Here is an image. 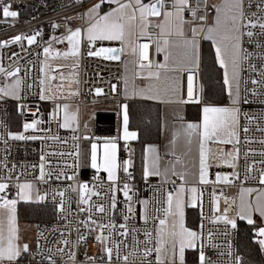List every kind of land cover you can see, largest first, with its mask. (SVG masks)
Instances as JSON below:
<instances>
[{
  "label": "snow or ice",
  "instance_id": "1",
  "mask_svg": "<svg viewBox=\"0 0 264 264\" xmlns=\"http://www.w3.org/2000/svg\"><path fill=\"white\" fill-rule=\"evenodd\" d=\"M73 4L83 6L84 0H72ZM172 10H166L165 0H97L92 3L83 13H79L78 17L84 23L81 26L73 27V17H65L64 32L61 35H53L41 52L36 53L38 57H42L39 62V72L33 75L36 64L31 60H27L28 67H22L18 61L22 59L19 53L12 52L8 56L11 62L8 66L3 63L0 57V103H4L11 99L17 102V111L21 116L30 114L33 119L24 121L22 131L12 132L2 130L7 126L0 120V144L4 147L3 155H0V264H40L37 261V255L41 260H47L48 264H58L55 258L56 254L63 255L65 248L69 245L68 239L58 242L55 253L52 248L47 249V255L39 252L40 244L37 241L36 251L30 247L28 243L21 242L20 227L17 219V204L20 201L27 203L44 202L49 198L50 192L45 190L42 194L37 187V182L49 185V181L55 179L57 181L66 178L70 181L77 179V174L69 175L64 171H54L53 161L49 160V156H71L75 163L65 161L63 167H80L81 151L79 141L81 138L90 140V152L87 154L90 159V167L96 170L95 180L99 181V173L101 171L107 173L108 191L101 193L97 189L103 187L102 183L90 186L87 182H77L75 185L69 184L67 189H61L59 186L51 188V199L55 202V207L61 218L67 221V224L78 223L80 227L72 228V232L77 234V240L73 244V248L80 244H85L88 235L81 232V228L86 230L88 234L96 233L94 239L98 242L101 255L99 258L86 255L88 264H186V250H195L197 255V264H217L205 253V248H219L218 243H213V238L217 235L212 231L205 234L204 231V212H203V191L202 185H234L236 181L241 179L240 173L235 171L237 161L240 158L241 144L240 132L247 134L250 129L248 127L241 128V107L240 105L251 103L248 99L249 95L259 97L260 103L264 104V0H259L255 4H247V8H256L255 12L246 11V0H224L222 6H214L216 8L215 26L207 29L204 39L212 41L215 49V60L219 67L223 70V90L227 94L228 104L218 105L207 102L204 92V86L200 83V53L197 36L199 32L196 28L191 29V38H185L183 24V12L189 7L188 0H171ZM108 5L109 10L103 11V6ZM20 13L12 10V4L4 3L0 0V23L8 22V19H18ZM194 15V13H193ZM163 17V21L155 25H151L150 18ZM175 19L176 28L175 35L183 38V55L181 59H171V53H166L164 62H153L149 58V43L140 45L132 40L135 35L134 27L139 26L140 35H146L149 26L160 29V35H172L171 21ZM206 19L201 17V20ZM53 28L59 29L60 24L54 23ZM203 31V29H201ZM42 36V30H37L33 34L28 35L21 33L15 35L8 40H0V49L10 48L11 45L19 44L25 52L31 46H40L37 39ZM244 37H247V43L253 44L256 51H249L243 46ZM27 48L24 47V42ZM119 41L121 47H97L98 42ZM159 44V42H157ZM66 44V50H61L54 45ZM165 47L157 46L156 52H165L170 44L168 39L163 40ZM82 48H87V56L99 57L104 60L119 61L121 54L126 49L131 48L134 55L137 56L138 65L141 69H149L147 76L144 77L149 81H160L162 71L164 70V87L163 93L167 97H161V90L149 85L147 91L140 90L137 95L144 99L158 100L165 104L178 105H197L200 108V119L197 122H187L180 126L181 131L173 133L172 139L169 141L170 150L164 153V156H172L173 159L165 161L159 149L155 145H147L144 150L142 163V178L147 181L150 177H160L164 184L170 183L172 190L165 189V199L163 208L160 207L161 201L159 194L156 197V208L151 214L154 220L153 230H143L144 240L138 237L141 231L130 222L133 219V205L138 203L143 206L144 212L141 216L144 224L149 222V201L139 200L137 193L133 190V185L128 181L134 179L133 173L129 171L134 166L132 159V149L128 142L138 139V132L129 129V113L128 105L122 104L121 107V126L120 135L111 138H104L102 143H98L100 138L92 140L91 137L85 135L83 137L74 135L72 140L74 151L65 152L53 148H49L47 152L41 149L38 164H18L10 161L11 141H51L54 143L68 144V140H62L59 135L50 134L51 129L43 127L46 124L55 122L60 129H70L74 133L79 131V109L73 110L72 106L67 102L69 98L78 96L79 89L73 88V85H79V68ZM253 57L257 62H253ZM72 60L71 65L55 64L52 61ZM71 69L70 75L66 76L63 68ZM152 69H155L154 71ZM251 70L253 75L244 78L242 73ZM24 73L22 76L21 73ZM67 82V83H66ZM249 84L252 87H249ZM127 95V81H125ZM243 86V87H242ZM65 88L67 91L65 92ZM35 90V91H34ZM113 92L116 91V85H112ZM95 95H103V89L96 88ZM27 97L35 96L39 102H52V109L47 119L44 118L40 104H30ZM183 120V117H177ZM245 119L251 123L259 121L261 117L247 116ZM86 127V126H85ZM257 131L264 132V128L257 127ZM40 133H44L41 135ZM182 135L187 152L191 153L193 144L196 145L198 151V165L196 173H190L183 160L176 153V144L179 136ZM125 142V149L129 152V158L118 161V149L120 141ZM246 143H259L264 145V139L255 140L254 138H245ZM223 145H231L232 150L227 151L220 147ZM213 146H216L213 148ZM250 155L264 156V149L257 152L255 149H248L244 152L245 158ZM261 167L258 170V182L264 185V159L253 160L248 163L246 168L247 176H251L256 170V165ZM177 165H181L183 170H178ZM228 167L234 169L231 173L215 174V180L209 179V169L211 167ZM23 169V171H18ZM38 169L39 174L34 176L32 180L21 179L25 176L26 170ZM47 169V170H46ZM118 170L125 174V182L119 183L120 177ZM196 176V183L190 184L188 177ZM176 177L179 180L170 179ZM247 178V177H246ZM49 187H51L49 185ZM15 189V195L9 196ZM66 191L79 194L77 201L79 207L78 213H87L86 218L75 221L69 217L73 216L72 198L66 200ZM224 189L220 190L223 195ZM253 192H257L254 201H245V195L251 196ZM117 193L123 194L124 207L119 209L120 201ZM220 195L214 189L212 196V213L208 218L209 224L216 225L223 223L236 229L237 223L235 218H230L227 214L228 208L235 204V200L229 202V198L225 197L228 205L224 212L220 215L219 200ZM98 197L103 200L108 197L107 208L103 202L92 203V197ZM58 198V199H57ZM200 208L201 223L198 229H193L185 224V208ZM93 209L96 214L100 215V219L94 218ZM120 211L123 222L117 224L111 213ZM162 212V216H161ZM108 214L105 221L103 216ZM254 214H259L264 218V190H256L253 188H241L240 204L238 217L246 220L249 225H256L253 219ZM58 229H53L57 231ZM61 235L64 230H60ZM227 236L230 233L224 232ZM258 239L256 242L262 250H264V226L256 227L255 232ZM39 236H44L43 232ZM121 237L123 239H117ZM133 237V242L129 243V238ZM143 244V248H141ZM121 246H123V255H121ZM231 249V242L228 243ZM131 249V251H130ZM218 255L231 256L232 252L218 253ZM154 257V259H152ZM131 258V259H130ZM68 259L75 264L76 253L72 251L68 253ZM83 264V262H82ZM235 264H243L242 258L235 257Z\"/></svg>",
  "mask_w": 264,
  "mask_h": 264
},
{
  "label": "built area",
  "instance_id": "2",
  "mask_svg": "<svg viewBox=\"0 0 264 264\" xmlns=\"http://www.w3.org/2000/svg\"><path fill=\"white\" fill-rule=\"evenodd\" d=\"M4 3H11L12 10L19 11L20 15L18 19L12 20L11 18L8 19V22L0 23V40H8L15 35H19L21 33H25L28 35L33 34V32L37 30H42V36L38 37L37 39L40 41V46L33 45L31 48L28 49V52H25L23 48L19 44L11 45L10 48L0 49V57L3 59V63L5 66H8L11 62L8 60V56L11 55L12 52L19 53L20 59L18 63L22 67H28L26 61L31 60L34 64H36V69L33 72V75L38 74L39 72V62L42 57H38L36 53L41 52L42 48L46 46L45 41H48L53 35H61L64 32V22L65 17H73L71 23L73 27L81 26L84 22L81 21L78 17L79 13H83L85 9L92 5V3L97 2V0H84L83 6H79L72 3V0H2ZM145 2H151V0H145ZM166 2V10H172L171 0H165ZM259 0H246V11L255 12L256 8L252 7L251 9L247 8V4H255L258 3ZM189 7H186L183 12V19L187 23L191 22H199L202 21L203 25L206 26L209 14H210V5L211 0H188ZM108 8V5L105 6ZM194 13V15H193ZM201 17H205L206 19L201 20ZM0 19H3L0 17ZM60 24L61 27L57 30L52 27V25ZM171 31H172V24H171ZM169 36H173L169 35ZM162 37L159 33L157 27L149 26L147 29L146 35H140V32L135 30L134 35V42L140 45L145 43H149V58L156 62L158 53L156 52V48L158 46V40ZM244 44L243 46L247 48L249 51H256L255 46L253 44L247 43V37H244ZM65 44L54 45L56 48L64 47ZM104 46V47H120L119 41H105V42H98L97 47ZM24 47L27 48L26 41L24 42ZM87 48H82L81 50V58H80V68H79V85H73V88L79 89V95L76 97L69 98L67 102L69 104L75 105L79 109L78 117H79V124L80 128L79 131L74 133L70 129H60L57 127L55 122H51L50 124H46L43 127L50 128L51 133L54 135H59L62 140H68V144H61V143H54L48 140L45 141H11V156L9 157L10 161L13 163L28 165V164H38L39 157L41 154V149L45 152L49 150V148L65 151V152H72L74 151L73 144L75 141L72 140L74 135H79L81 137L87 135L95 140L96 138H111L120 135V126H121V105L124 101V98L121 95V88H122V60L119 61H111V60H104L99 57H89L87 56ZM135 65L136 67L140 68L138 65L137 56L134 55ZM253 62H257L256 58L253 57ZM53 65L55 64H66L71 65L72 60L64 61V60H57L52 61ZM65 75H70L71 69L69 67H65L62 69ZM21 75L23 76L24 73L22 71ZM253 75L251 70L248 69L247 71L242 73L244 78H248L249 76ZM67 83V82H66ZM200 83L203 85L202 79V72L200 67ZM116 85V91L113 92L112 85ZM243 87V86H242ZM249 87H252L249 84ZM101 88L103 89V95H95V89ZM35 91V90H34ZM67 88H65V92ZM27 102L30 104L39 103L41 110L43 112V116L47 119L49 112L52 109V102H39L35 99V96L27 97L25 93ZM248 99L251 103L248 104H241V118H240V125L241 128L248 127L250 131L245 134L243 131L240 132L241 137V144L238 146L241 149L240 158L237 161V168L235 171L240 173L241 179L236 181L234 185L223 186V185H202L201 187L203 191V212H204V231L205 234L208 231H212L217 233V235L213 238V243H218L220 245L219 248H205V253L209 256L213 261H216L217 264H235V257L239 256L242 258L243 256L240 255L237 251V238H238V199L240 196V190L245 185H261L258 182V170L261 165H256V170H254L251 176H247L246 168L248 163L253 160L259 161L264 159V156L260 155H250L247 158L244 156V152L248 149H255L257 152L264 149V145L259 143H246L245 138H254L255 140L264 139V132L257 131V127L264 128V104L260 103V98L255 97L252 95L248 96ZM114 104L115 108L111 111L113 116H109V112H104L102 110H94L89 115L88 119L84 122L82 120V111L84 107L90 106H98L104 104ZM13 104L15 106L16 115L18 117V123L14 124L13 126L10 123V105ZM245 115L247 116H255L261 117L259 121H252L249 123L247 119H245ZM33 117L30 114H26L21 116L17 111V102L11 99L7 100L4 103H0V120L3 121V124L7 127L2 129L5 134L8 130L12 132H20L22 131V124L24 121H30ZM86 126V127H85ZM44 135V133H40ZM86 141L81 138L79 141L80 144V151H81V159H80V167H63V163L67 161L68 163L74 164V158L71 156H49L48 159L53 161L55 166L53 168L54 171H64L69 175L75 172L77 174V179L75 181L67 180L63 178L59 181L53 179L49 181V185H45L44 183L37 182V187L42 194L45 190L50 192L49 198L41 202L44 205H48L55 208L54 215L52 219L47 221H39V222H32L30 223V231L28 237V244L36 251V244L39 241L40 249L39 252L47 255V249L52 248L53 252L55 253V249L58 245L59 241L63 239H68L70 241L69 245L63 246L65 248V253L63 255L56 254L55 258L57 259L58 264H73V261L68 259V253L75 251L76 253V261L75 264H88L86 260V255L94 256L99 258L101 255L99 251L98 242L95 241L94 236L96 233L88 234L86 230L81 228V232L88 235V240L85 244H80L77 247L73 248V244L77 240V234L72 232L69 235V231L72 228L80 227L78 223L75 224H67L65 219L61 218V213H59L55 207V202L51 199V188H56L59 186L61 189H67L69 184L75 185L77 182H87L90 186L93 184L102 183L103 187L98 188L97 190L101 193L108 191V181L107 176L100 172L98 175L100 180L97 181L94 177L97 175L96 171H88L86 174L84 173V162H83V145ZM125 143H123L119 149V161H123L129 158V152L125 149ZM130 146V145H129ZM3 145L0 144V150L3 149ZM131 148V147H130ZM227 151L232 150V146L223 147ZM0 155H3V152L0 151ZM47 170V169H46ZM18 171H23V169H18ZM129 171L132 172L131 168ZM234 169L228 167H211L209 169V179L215 180V174L217 172L220 173H231ZM133 173V172H132ZM38 169L32 170L27 169L25 176L21 177V179H28L32 180L34 176L38 175ZM2 175V173H0ZM118 176L120 177L119 183L122 185L125 182V174L122 171H119ZM134 179L128 181L131 185H133V190L137 193V197L135 199L145 200L147 199L150 203L148 206L149 211V222L147 225L144 224L141 216L144 212L143 206L141 204H134V214L133 219L130 222L131 226L139 229L141 234L139 235V239L141 241L144 240V236L142 235L143 230L145 228L147 230L154 229V220L152 218V213L155 211L156 208V197L159 194V199L161 201L160 207L163 208L164 199H165V189L172 190V185L170 183L164 184L162 180L158 177H150L147 181L143 178L137 179L133 174ZM247 177V178H246ZM171 179L177 180L176 177H171ZM224 189L223 195H220V190ZM216 190L217 194L220 195L219 206H220V213H216V215H220L224 212V209L228 207L225 197L229 198V202L231 200H235V204H232L231 207L228 208V216L230 218H235L237 227L236 229H231L230 226H225L223 223H219L216 225L209 224L208 218L213 215L212 213V192ZM15 195V189L9 194L11 196ZM71 197L72 198V212L73 216L69 217L70 219H74L75 221H80L86 218L87 213H78L77 209L79 207L77 201L79 200L78 193H72L70 191H66V200ZM117 198L120 201L119 209L122 210L124 207L123 203V194L117 193ZM58 199V198H57ZM103 202L107 208L108 205V197H104L103 200L101 198L92 197V203H99ZM94 218L100 219V215L95 213L93 209ZM113 215L117 224L123 222V217L120 214V211H115L111 213ZM162 216V212H161ZM103 219L107 221L108 214L106 213L103 216ZM201 223V214L200 208L198 212V228ZM53 229H58L57 231H53ZM64 230V234L61 235V231ZM43 232L44 236H39V233ZM229 232L230 234L225 236L222 233ZM117 239H123L121 237H116ZM133 242V237L129 238V243ZM231 242V249L228 247V243ZM141 248H143V244H141ZM131 251V249H130ZM228 251L232 252L231 256L228 255H218V253H227ZM123 246H121V255H123ZM131 259V258H130ZM154 259V257H152ZM37 261H40V264H48L47 260H41V257L37 255ZM27 264V262H25ZM119 264H123L122 261ZM136 264H139V260L136 261Z\"/></svg>",
  "mask_w": 264,
  "mask_h": 264
},
{
  "label": "crops",
  "instance_id": "3",
  "mask_svg": "<svg viewBox=\"0 0 264 264\" xmlns=\"http://www.w3.org/2000/svg\"><path fill=\"white\" fill-rule=\"evenodd\" d=\"M223 4H224V0H215L214 3L211 0L210 14H209L207 24H206V26H204L202 24L201 29H203V31L200 30L199 35L197 36V40L199 43V53H200V67H201V61H202L203 54H205L207 57V52L210 53V51H211V53H213L214 59H215V49H214V46L212 44V41L204 39L203 37L207 34V29L209 27L215 26L217 13H216V8L214 6H222ZM105 6L106 5L103 6V11H108L109 6H108V8H106ZM89 7H91V5L88 6L86 9H88ZM86 9H85V11H86ZM199 22L202 23V21H199ZM135 30H137L136 27H135ZM158 30H159V28H158ZM159 33H160V30H159ZM172 34H173V36L165 35V36H162L159 38V40H158V42H159L158 46L159 47H165L163 42L162 43L160 42L161 39H168L170 41V44L167 46L165 52H159L158 53V57H157L156 62L163 63L164 62V56L166 53H171L170 60L171 59H175V60L181 59V57L183 55V51H184L183 45H182L183 38L175 35L174 33H172ZM191 36H192V34H186L185 33V38H191ZM133 41H134V39H133ZM120 47H121V44H120ZM59 49L66 50V44L64 47H61ZM121 60H122L121 95L124 98V101L122 104H127L128 101H132V100H143V101H149V102L159 104L160 110H161V140L159 143L147 144V145H155L159 149L161 155L164 156V153L168 152L170 150L169 141L172 139L173 133L180 132L181 131L180 126L182 124H185L187 122L199 121V119H200V108L197 105L165 104V103H161L158 100L144 99L140 95H137L136 93H139L140 90H142V89L145 90V92H146L149 85L151 84L155 88L160 89L161 90V97L163 99H166L167 97L163 93V87H164L163 73H164V70H161L162 71V78L160 81H155L154 79L149 81L148 79L144 78L147 76V72L149 71V69H141V68L136 67L137 65H135L134 54L129 55L127 58H124L123 55L121 54ZM215 62H216V60H215ZM152 70L154 71L155 69H152ZM125 81H127V93H128L127 95H125V91H126ZM221 81H223V70L222 69H221ZM209 103L218 104V105H227L228 104V97H227V101L223 102V103H215V102H209ZM114 108H115V105L110 104V103L104 104V105H98V106H94L93 108H87L86 115L89 116L91 114V112H93L94 110H102L104 112H111ZM82 117H83V111H82ZM177 117H183V120H179V119H177ZM132 131H134V130H132ZM99 140H104V139L100 138ZM97 142L102 143V141H97ZM132 142L133 141H129L128 144H130ZM123 143H125V142L123 140H121L120 144H119V149ZM90 145H91V141H86L83 145V154H86V156H87L86 164L83 160L84 167L88 171L89 170L90 171H96L95 169H92L90 167V159L87 155L90 152ZM146 146H145V148H146ZM227 146H230V145H223L220 147H227ZM215 147L216 146H213V148H215ZM145 148H144V150H145ZM119 149H118V157H119ZM186 152H187V147L185 145L183 136L180 135L179 138L177 139L176 153L178 156L181 157V159L184 162V165L187 166L188 171L190 173H196V171H197L196 165H198V151H197L196 145L193 144L191 153H188L186 155L185 154ZM143 155H144V153H143ZM172 159H173V157L170 155L164 156L165 161H170ZM118 161H119V159H118ZM177 169L183 170V167L181 165H177ZM101 172L107 176V173H105L103 171H101ZM118 174H119V170H118ZM158 178L161 180L160 177H158ZM170 179H171V177H170ZM188 179H189L190 184L196 183V176L195 175H190L188 177ZM177 184H179V180L177 181ZM243 188H253V189L260 191V190H264V185H245ZM256 195H257V192H253L251 194V196H248L246 194L245 195V201H249V200L254 201ZM239 204H240V196L238 199V212H239ZM185 209H186L185 210V222H186V224L188 226H193V227H196L198 229L199 207H197V208L186 207ZM253 219L256 221V226H255V232H256V227L264 226V218H261L259 216V214H254ZM238 220L247 223L246 220H241V219H239V217H238ZM32 222H36V221L26 220V219L21 220V227H23V228L20 230V235H21V238H23L26 241V243H28L30 223H32ZM257 239H258V237H256V235H255V241ZM259 249H260V252L264 258V250H262L260 248V246H259ZM197 255H198V253L195 250H186V254H185L186 264H197Z\"/></svg>",
  "mask_w": 264,
  "mask_h": 264
},
{
  "label": "trees",
  "instance_id": "4",
  "mask_svg": "<svg viewBox=\"0 0 264 264\" xmlns=\"http://www.w3.org/2000/svg\"><path fill=\"white\" fill-rule=\"evenodd\" d=\"M201 72L207 102L223 103L227 95L223 90L221 69L214 59L213 53L202 56ZM129 113V129L138 132V139L130 143L134 166L131 168L137 179L142 178L144 148L147 144H156L161 140V110L157 103L132 100L127 102ZM10 123H18L15 106L10 105ZM86 164L87 156L83 154ZM88 172L84 168V173ZM55 208L43 203H18V215L21 219L36 222L52 219ZM256 226V225H255ZM255 226L238 221L237 251L243 256V264H264L263 255L255 241Z\"/></svg>",
  "mask_w": 264,
  "mask_h": 264
},
{
  "label": "rangeland",
  "instance_id": "5",
  "mask_svg": "<svg viewBox=\"0 0 264 264\" xmlns=\"http://www.w3.org/2000/svg\"><path fill=\"white\" fill-rule=\"evenodd\" d=\"M212 2L214 3L215 2V0H212ZM87 10V9H86ZM151 19V25H155V24H157V23H160V22H162L163 21V17H159V18H150ZM171 24H172V33H174L175 34V28H176V22H175V19H173L172 21H171ZM202 24L203 23H201V22H191V23H187V22H185L184 24H183V29H184V33H186V34H192V31H191V29H193V28H196L197 29V31L199 32L200 30H201V28H202ZM136 28H137V31H140L139 30V26L137 25V26H135ZM135 27H134V31H135ZM160 30V29H159ZM134 39V36L132 37V40ZM163 40L164 39H161V43L163 42ZM122 55H123V57L124 58H127L129 55H133V53H132V51H131V48H128V49H126V51L124 52V53H122ZM71 105V104H70ZM72 106V108H73V110H75L76 109V106H74V105H71ZM94 106H90V107H84L83 108V117H82V119H83V122L86 120V119H88V115H86V110H87V108H93ZM102 139H104V138H102ZM99 141H102L103 142V140H99ZM20 202H23V201H20ZM186 210V209H185ZM17 219H18V224H19V227H20V230L23 228V227H21V218H20V216L18 215V204H17ZM185 224H186V222H185ZM186 226H188L187 224H186ZM188 227H190V228H193L194 230L195 229H197L196 227H193V226H188ZM21 242L22 243H26V241L23 239V238H21Z\"/></svg>",
  "mask_w": 264,
  "mask_h": 264
},
{
  "label": "water",
  "instance_id": "6",
  "mask_svg": "<svg viewBox=\"0 0 264 264\" xmlns=\"http://www.w3.org/2000/svg\"><path fill=\"white\" fill-rule=\"evenodd\" d=\"M113 48H118V47H113ZM108 114H109L110 117L113 116V113L112 112H109Z\"/></svg>",
  "mask_w": 264,
  "mask_h": 264
}]
</instances>
